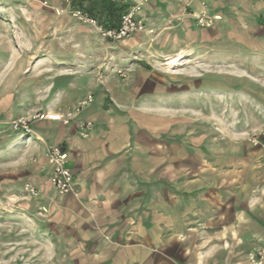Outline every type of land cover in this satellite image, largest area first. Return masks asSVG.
Here are the masks:
<instances>
[{
  "label": "crops",
  "instance_id": "crops-1",
  "mask_svg": "<svg viewBox=\"0 0 264 264\" xmlns=\"http://www.w3.org/2000/svg\"><path fill=\"white\" fill-rule=\"evenodd\" d=\"M47 1L63 9L59 14L51 8L59 24L70 19V9H83L104 26H117L121 9L133 2ZM262 3L149 0L140 16L154 32L141 35L153 34L164 46H201L220 38L247 43L254 35L260 46L262 35L247 30L248 21L263 12ZM197 14L221 18L204 28ZM112 76L99 82L77 74L48 106L66 110L90 91L93 103L68 125L34 124L46 146L67 152L74 176V192L58 193L42 145L35 181L50 207L60 264H249V253L264 249L262 166L247 170V151L237 164L235 150L221 151L218 140L173 138L171 123L157 121L154 99L160 93L131 90L134 75ZM87 120L93 125L82 137L80 125Z\"/></svg>",
  "mask_w": 264,
  "mask_h": 264
},
{
  "label": "rangeland",
  "instance_id": "rangeland-1",
  "mask_svg": "<svg viewBox=\"0 0 264 264\" xmlns=\"http://www.w3.org/2000/svg\"><path fill=\"white\" fill-rule=\"evenodd\" d=\"M51 8L57 13L47 0H0V264L63 262L43 187L37 196L24 187L28 181L36 186L47 146L38 134L11 124L53 109L48 105L60 88L74 85L77 74L99 82L107 75H134L131 90L160 93L154 99L157 121L171 123L173 138L218 140L221 151L235 150L237 164L247 151V170L251 164L264 170V9L247 30L262 35L260 46L254 35L247 43L220 38L201 46H164L153 34L105 39L71 14L59 24Z\"/></svg>",
  "mask_w": 264,
  "mask_h": 264
},
{
  "label": "built area",
  "instance_id": "built-area-1",
  "mask_svg": "<svg viewBox=\"0 0 264 264\" xmlns=\"http://www.w3.org/2000/svg\"><path fill=\"white\" fill-rule=\"evenodd\" d=\"M70 3V0H66ZM149 0H133V2L122 13L117 26H104L95 17L83 9H70V14L79 22L87 24L96 30L103 38L119 42L134 34L141 32L153 33L145 20L140 16L144 5ZM47 3V2H45ZM57 13H62V8L56 9ZM218 16L207 17L202 14L196 15V21L200 27H211ZM121 73V71H119ZM94 101V96L88 94L74 106L66 110L45 109L21 115L12 121V129L26 135L36 134L34 124L38 121H55L64 125L70 124L78 115ZM92 121H84L80 125V135L88 136V130L92 127ZM38 137V135H37ZM44 157L50 166L49 181L60 194L74 192V176L72 169L68 166V154L60 145L47 146ZM25 190L31 196H37L39 189L32 182H26ZM249 264H264V249H258L249 254Z\"/></svg>",
  "mask_w": 264,
  "mask_h": 264
},
{
  "label": "trees",
  "instance_id": "trees-1",
  "mask_svg": "<svg viewBox=\"0 0 264 264\" xmlns=\"http://www.w3.org/2000/svg\"><path fill=\"white\" fill-rule=\"evenodd\" d=\"M126 8H127V7L122 8L121 11L123 10L122 12H124ZM109 9H110V12H111V13H114L115 11H117V10L115 9V6H114V5L109 6Z\"/></svg>",
  "mask_w": 264,
  "mask_h": 264
},
{
  "label": "bare ground",
  "instance_id": "bare-ground-1",
  "mask_svg": "<svg viewBox=\"0 0 264 264\" xmlns=\"http://www.w3.org/2000/svg\"><path fill=\"white\" fill-rule=\"evenodd\" d=\"M218 18H221L220 16H218ZM176 60H178V59H172V61L170 62V65H172V63H174Z\"/></svg>",
  "mask_w": 264,
  "mask_h": 264
}]
</instances>
